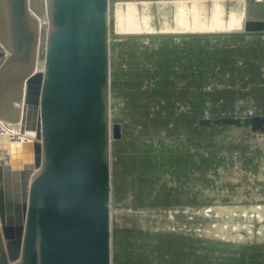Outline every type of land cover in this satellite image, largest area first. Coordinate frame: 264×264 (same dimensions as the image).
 I'll return each mask as SVG.
<instances>
[{
    "label": "rangeland",
    "instance_id": "obj_1",
    "mask_svg": "<svg viewBox=\"0 0 264 264\" xmlns=\"http://www.w3.org/2000/svg\"><path fill=\"white\" fill-rule=\"evenodd\" d=\"M28 8L42 70L46 0ZM132 10L142 32L124 29ZM232 12L262 21L264 0H109L111 264H264V131L198 124L264 115V36H151Z\"/></svg>",
    "mask_w": 264,
    "mask_h": 264
},
{
    "label": "water",
    "instance_id": "obj_2",
    "mask_svg": "<svg viewBox=\"0 0 264 264\" xmlns=\"http://www.w3.org/2000/svg\"><path fill=\"white\" fill-rule=\"evenodd\" d=\"M45 65L28 0H0V264H111L109 0H46ZM244 32L152 37L264 36ZM150 36V37H151ZM200 126L264 131V115L203 117Z\"/></svg>",
    "mask_w": 264,
    "mask_h": 264
},
{
    "label": "bare ground",
    "instance_id": "obj_3",
    "mask_svg": "<svg viewBox=\"0 0 264 264\" xmlns=\"http://www.w3.org/2000/svg\"><path fill=\"white\" fill-rule=\"evenodd\" d=\"M198 1V0H197ZM241 1V0H240ZM213 2V1H212ZM185 3V1H184ZM199 3V2H197ZM224 3V2H223ZM237 3V2H236ZM170 4V3H169ZM194 4V3H193ZM150 5V4H149ZM228 5V4H227ZM234 5V4H233ZM147 6V5H146ZM151 6V5H150ZM186 7V6H185ZM231 7V6H230ZM133 8V7H132ZM128 9V8H127ZM157 9V8H156ZM219 9V8H218ZM130 10V9H129ZM181 10V9H180ZM196 10V9H194ZM234 10V8H233ZM144 11V10H143ZM197 11V10H196ZM199 11V10H198ZM221 11V10H220ZM231 11V10H230ZM131 12V13H130ZM129 12V17L127 18V23L126 26L124 27V29L126 31H131V32H142L144 29L142 28L143 26H140L138 20L136 19L137 16L134 15L133 10ZM150 12V11H149ZM146 13V12H145ZM156 13V11H155ZM187 13V12H186ZM185 13V14H186ZM148 14V13H147ZM151 14V13H150ZM178 14V13H177ZM180 14V13H179ZM216 14V13H215ZM224 14V13H223ZM238 14V13H237ZM235 14L234 12H232V14L229 17V20L227 22H224L219 14H216L212 17V19L209 22H205L203 20H201V18H199V16L197 14L193 15V19L191 20V22L188 24V28L191 31H200V32H210V33H214V31H231V30H236V29H241L243 26V21L240 18L239 15ZM241 14V13H240ZM154 15V14H153ZM176 15V14H175ZM174 15V16H175ZM173 16V15H172ZM180 16V15H179ZM182 16V15H181ZM186 16V15H185ZM158 17V15H157ZM246 17V16H245ZM181 18V17H180ZM179 18V19H180ZM185 18V17H184ZM167 20V19H166ZM170 20V19H169ZM178 20V19H177ZM176 20V21H177ZM251 20V19H250ZM157 21V18H156ZM175 21V23H176ZM179 21V20H178ZM147 22V21H146ZM168 22V21H167ZM171 22V21H169ZM124 25V24H123ZM165 25V24H164ZM180 27V26H179ZM170 28V27H169ZM181 28V27H180ZM186 28V27H185ZM158 29V28H157ZM162 29V28H161ZM174 29V28H173ZM171 30V29H170ZM182 30V28H181ZM186 30V29H185ZM153 31V30H152ZM164 31V30H163ZM175 31V30H174ZM179 31V30H178ZM167 34V33H166ZM175 34V33H174ZM138 35V34H137ZM43 69V68H42ZM17 124V123H14ZM13 129H8L4 126H2V124L0 123V131H6L9 134H11L14 137H17L18 139H33L35 137V132L33 131H26L24 134L19 133L18 131V125L12 126ZM13 133H12V132ZM254 205V204H253ZM261 206H257V208H260ZM208 208V207H207ZM215 210V209H214ZM262 210V209H261ZM206 211V210H205ZM213 213V212H212ZM257 213V212H256ZM226 214V213H225ZM201 215V213H200ZM234 215V214H233ZM256 215V214H255ZM260 217L261 214L259 213ZM256 217V216H255ZM211 218V217H210ZM214 220V219H213ZM248 220V219H247ZM205 222V221H204ZM209 223V222H208ZM209 226V225H207ZM218 227V226H217ZM225 227V226H224ZM201 230V229H200ZM234 232V231H233ZM211 238V237H210ZM220 240V239H219Z\"/></svg>",
    "mask_w": 264,
    "mask_h": 264
},
{
    "label": "crops",
    "instance_id": "obj_4",
    "mask_svg": "<svg viewBox=\"0 0 264 264\" xmlns=\"http://www.w3.org/2000/svg\"><path fill=\"white\" fill-rule=\"evenodd\" d=\"M0 122H3L4 124L8 125V124H12V123H6L4 122L1 118H0Z\"/></svg>",
    "mask_w": 264,
    "mask_h": 264
},
{
    "label": "built area",
    "instance_id": "obj_5",
    "mask_svg": "<svg viewBox=\"0 0 264 264\" xmlns=\"http://www.w3.org/2000/svg\"><path fill=\"white\" fill-rule=\"evenodd\" d=\"M14 125H18V126H20V123H17V124H14ZM19 128V127H18ZM18 131H19V129H18ZM12 132V131H11ZM13 133V132H12Z\"/></svg>",
    "mask_w": 264,
    "mask_h": 264
}]
</instances>
